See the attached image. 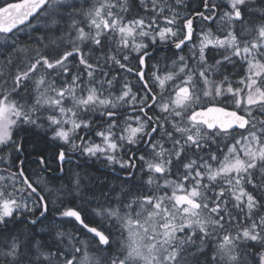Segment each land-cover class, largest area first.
Returning <instances> with one entry per match:
<instances>
[{
	"label": "snow or ice",
	"instance_id": "snow-or-ice-1",
	"mask_svg": "<svg viewBox=\"0 0 264 264\" xmlns=\"http://www.w3.org/2000/svg\"><path fill=\"white\" fill-rule=\"evenodd\" d=\"M0 264H264V0H0Z\"/></svg>",
	"mask_w": 264,
	"mask_h": 264
},
{
	"label": "flooded vegetation",
	"instance_id": "flooded-vegetation-1",
	"mask_svg": "<svg viewBox=\"0 0 264 264\" xmlns=\"http://www.w3.org/2000/svg\"><path fill=\"white\" fill-rule=\"evenodd\" d=\"M157 53L160 54V56H161V60H163L164 57H165L166 55H171V51H170V50H166V51H157ZM159 58H160V57H159ZM129 79H131V80L135 83V77H134V76H130ZM97 168L100 169V172H104V171H105L104 167L102 166V164H101L100 162H96V164L93 165V164H92V161H89V168H88V171H90V172H92V173H94V174H96V175L99 176V175H100V172H97V171H96ZM113 182H115V181L113 180Z\"/></svg>",
	"mask_w": 264,
	"mask_h": 264
},
{
	"label": "trees",
	"instance_id": "trees-1",
	"mask_svg": "<svg viewBox=\"0 0 264 264\" xmlns=\"http://www.w3.org/2000/svg\"><path fill=\"white\" fill-rule=\"evenodd\" d=\"M22 39H23V37H22ZM156 55H157V58H158V59H161V56H160L159 53H156ZM159 57H160V58H159ZM134 64H135V61H133V65H134ZM225 71L230 75V77H232V74L235 73V77H233V78H238V76H239V74H240V72H241V69L239 68V66H237L235 69L228 68V69H226Z\"/></svg>",
	"mask_w": 264,
	"mask_h": 264
},
{
	"label": "water",
	"instance_id": "water-1",
	"mask_svg": "<svg viewBox=\"0 0 264 264\" xmlns=\"http://www.w3.org/2000/svg\"><path fill=\"white\" fill-rule=\"evenodd\" d=\"M166 50H168V49H164V50H159V51H166Z\"/></svg>",
	"mask_w": 264,
	"mask_h": 264
},
{
	"label": "rangeland",
	"instance_id": "rangeland-1",
	"mask_svg": "<svg viewBox=\"0 0 264 264\" xmlns=\"http://www.w3.org/2000/svg\"><path fill=\"white\" fill-rule=\"evenodd\" d=\"M161 60V59H160ZM161 61H163V60H161Z\"/></svg>",
	"mask_w": 264,
	"mask_h": 264
}]
</instances>
